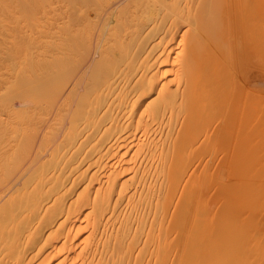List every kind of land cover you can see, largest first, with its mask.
Listing matches in <instances>:
<instances>
[{
  "label": "bare ground",
  "instance_id": "obj_1",
  "mask_svg": "<svg viewBox=\"0 0 264 264\" xmlns=\"http://www.w3.org/2000/svg\"><path fill=\"white\" fill-rule=\"evenodd\" d=\"M245 1L0 0V264H264Z\"/></svg>",
  "mask_w": 264,
  "mask_h": 264
},
{
  "label": "rangeland",
  "instance_id": "obj_2",
  "mask_svg": "<svg viewBox=\"0 0 264 264\" xmlns=\"http://www.w3.org/2000/svg\"><path fill=\"white\" fill-rule=\"evenodd\" d=\"M236 1V0H235ZM237 1H239V0H237ZM241 2L243 1V0H240ZM245 1V0H244ZM248 1H249V3H248ZM246 3H247V5H244V3L245 2H243V6H244V8H242L241 10L242 11H240V17L239 18H236L237 20L239 19V21H238V23L239 22H241V23H239L240 25H241V29H240V31H242V32H240L238 29L240 28V26H239V24L237 23L236 24V22H237V20L235 19V18H233V17H231V18H233L232 20H230V19H228V21H226V23H227V25H228V27L230 26L231 28H233L234 26H233V22H235V26L236 27H234V29H236L237 28V30L239 31V34L237 33V35H240V36H237V37H239V39H240V41H239V39H238V43H240L239 45H237V47L238 48H236L237 50H238V52L239 53H237V52H235L234 51V53L236 54L235 55V57L237 58L238 57V55H239V57H238V59L240 58V60L239 61H241L242 63V65H244V67L242 68L241 66V69H240V71H242V73H243V75L242 74H240V75H242V77L244 78V80H243V78L240 76V79H239V86H242V88H243V86L245 87L246 85H243V84H245V82H246V84L249 86L248 88H250V91L248 90L247 91V89L248 88H243V89H246L245 91H243L244 92V97L243 98H241V101L242 102H240L241 103V107L240 108H242V109H240L239 107H238V109H240V110H238L237 109V111L236 112H238V113H242L243 115L242 116H244V118H243V122H245V124L247 125V120H248V118L247 117H249V119L250 120H248V122H250L251 124H252V122H253V124L255 125V123H256V125H255V127L254 128H256V127H260L258 130H257V128L255 129V131H256V133H255V135L253 136V135H251L254 131H252V133L250 134V132H249V134H248V132H247V129H248V126H247V128L246 129H244L245 130V132H244V135H243V140H245V141H243L244 143L245 142H247V144L245 145L244 143V147H243V144H242V148H244L245 150H246V152H249V154H251V153H255L256 155H260V154H257V153H260V152H263L262 150H264V125L262 126V124L264 123V121H263V119L261 120H259V119H257V121H258V123H257V121H254V120H256V118H262L264 115H262L261 113H263V112H261L260 113V111L264 108H262V106H263V104H264V97H262L261 95H263L264 94V90H263V88H264V0L262 1V0H257L258 1V3H259V5L261 6V7H259V5H257L258 3H255V2H252L251 0H248ZM251 1V2H250ZM254 1H256V0H254ZM255 4V7H254V4ZM262 5H261V4ZM249 5V7L247 8V6ZM253 5V6H252ZM246 6V7H245ZM243 11H244V14H241V13H243ZM235 20V21H234ZM241 20H243V21H241ZM244 23V24H243ZM224 24H225V22H224ZM231 24H232V26H231ZM254 24V25H253ZM255 24L257 25V27H258V29H257V27L255 26ZM238 25V26H237ZM260 25V26H259ZM225 26H226V24H225ZM248 26V27H247ZM229 27V28H230ZM253 27H256V28H254L253 29ZM245 30H244V29ZM233 29V30H234ZM251 29H253V30H251ZM259 30V31H258ZM243 31H247V32H243ZM250 31V32H249ZM253 32H255V33H253ZM257 32V33H256ZM243 35H242V34ZM245 33V34H244ZM243 36V37H242ZM235 38H236V36H235ZM234 38V39H235ZM236 39V40H237ZM236 40H235V42H236ZM240 46V47H239ZM242 48V49H241ZM237 59V60H238ZM247 77V78H246ZM242 78V79H241ZM249 78V79H248ZM241 81H244L243 83L241 82ZM241 87H240V90L242 89ZM252 88V89H251ZM262 88V89H261ZM242 89V90H243ZM253 89H254V91H253ZM258 89V90H257ZM241 90V91H242ZM255 90H257V91H255ZM252 91V92H251ZM258 91H260V92H258ZM248 92L250 93V94H248ZM255 92V93H254ZM256 93H258V94H256ZM263 93V94H262ZM242 92H241V96H242ZM250 96V98L252 97V98H254L253 96H255V98H254V100L253 101H255L257 98V101H258V104H257V101H255V102H251L252 100L248 97V95ZM261 94V95H260ZM247 95V96H246ZM260 95V97H257V96H259ZM246 96V97H245ZM264 96V95H263ZM259 98H261V99H259ZM246 99H248L247 101L248 102H251V104H249L248 102H246ZM251 100V101H250ZM261 100H262V102H261ZM259 102H260V104H259ZM245 103V104H244ZM247 103V104H246ZM261 104H262V106H261ZM259 105V106H258ZM250 106V107H249ZM252 106H254V108L252 107ZM246 107V108H245ZM249 107V108H248ZM252 107V108H251ZM259 107V108H258ZM249 109L250 110V112H249V110H248V112H246L247 110H244V109ZM260 108H262V109H260ZM254 111V112H252V110ZM258 109V110H257ZM260 109V110H259ZM242 110V111H241ZM240 111V112H239ZM257 111V112H256ZM263 111H264V109H263ZM244 112H246V113H248V114H244ZM254 114L253 116H255V114H256V116H259V117H254L255 119H253V121H252V118H253V116H251L250 114ZM259 113V114H258ZM264 114V113H263ZM246 115H248V116H246ZM262 115V116H261ZM250 116H251V118H250ZM247 118V120H246V118ZM246 120V121H245ZM259 121H262L263 123H259ZM250 123H249V125H250ZM252 124V125H253ZM253 125V126H254ZM258 125V126H257ZM252 126V127H253ZM252 127H251V129H252ZM254 128H253V130H254ZM261 129H262V131H261ZM259 131V132H258ZM247 132V133H246ZM258 132V133H257ZM246 133V134H245ZM250 136H252L253 138H251V142H254V143H251L249 140L250 139H245V138H247L248 137V135ZM254 134V133H253ZM258 134V135H257ZM259 134H261V135H259ZM246 135V137H244ZM257 135V136H256ZM256 136V137H255ZM259 137V138H258ZM249 138V137H248ZM257 138H258V140H257ZM256 140V141H255ZM248 143H251V144H248ZM258 144V145H257ZM254 147H256V148H254ZM252 148H253V150H254V152H252L253 150H252ZM244 149H243V151H242V153L243 152H245L244 151ZM252 151H251V150ZM262 149V150H261ZM260 150V152H257V151H259ZM244 154V153H243ZM245 154H247V155H245V156H247V157H249V160H248V158H247V165L246 166H248V165H250L249 163H251V161H253L254 159H251V158H255L254 156L253 157H251V156H249V154L248 153H245ZM252 154V155H253ZM262 154V153H261ZM261 157L262 156H264V153H263V155H260ZM260 156L259 157H257L256 156V161L258 162H254L253 161V163L254 164H256V167H257V165L258 164H260V166H262V169H264L263 167V160L264 159H260ZM258 158H259V160H258ZM263 158V157H262ZM251 159V160H250ZM262 161V164L260 163ZM255 166V165H254ZM254 166L252 165V167L254 168ZM259 166V165H258ZM260 166L258 167V168H260ZM249 167V166H248ZM247 167V168H248ZM252 167H251V169H252ZM246 168V170L247 171H250V170H248ZM256 169V168H255ZM261 169V168H260ZM259 169V170H260ZM262 171V170H261ZM264 171V170H263ZM262 175H263V173H262Z\"/></svg>",
  "mask_w": 264,
  "mask_h": 264
}]
</instances>
